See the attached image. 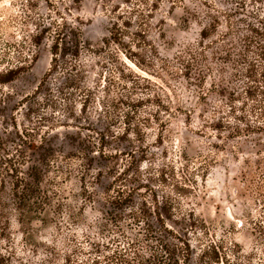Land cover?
Here are the masks:
<instances>
[{"label": "rangeland", "instance_id": "rangeland-1", "mask_svg": "<svg viewBox=\"0 0 264 264\" xmlns=\"http://www.w3.org/2000/svg\"><path fill=\"white\" fill-rule=\"evenodd\" d=\"M129 1L0 0V22L11 21L10 24L16 26L17 22L25 18L23 10L28 9L41 24L39 27L32 25L28 28L26 43L20 36L10 38L4 32H0L1 53L4 50L2 44L11 42L19 45L24 55H37L38 58L29 72L23 74L16 82L2 88L4 92L13 96L9 107L24 97L34 94L40 83L49 76L46 86L55 93L65 81L61 70L57 73L50 72L52 68L50 47L55 35H47L40 47L32 48V39L43 29L56 32L60 26L66 32L65 40L70 47H73L77 41L74 33L83 43L92 46L96 54L86 51L81 54V63L86 66L87 71L86 85L92 88L105 85L106 78L112 71L116 81V86L110 88L109 93L106 94L105 89L99 91L95 89V92L97 98L115 101L114 104L119 106L115 111L112 110L111 116H117L121 122L120 126L110 127V120L104 111L98 106H92L79 122L67 123L68 119L59 114L56 116L62 123L50 129L39 130L37 118L32 117L29 120L28 106L24 108L17 115L19 123L31 131L39 130L34 133L33 140L36 147L23 148L30 160L24 167V171L27 172L31 165H39L44 173L42 187L60 190L67 198L66 202L72 204L76 210L85 207L84 220L86 221L80 222L79 227L70 223L67 215L64 219L62 217L57 219V222H63L62 234L65 237H70L74 233L80 236L83 224L90 223L99 215L100 210H104V189L115 184L114 176L122 173L121 180L124 188L138 203L146 201L154 206L155 200L161 205L166 202H176L181 204L184 210H193L204 222L210 238L208 240L207 235L202 232L199 236L191 235L196 250L193 264H199L201 244L204 242L209 244L211 241L225 248L224 255L229 256L232 262L233 260L235 262V255L239 254L238 256L245 264H248L250 257H254L253 264H264V256L261 253L264 247L253 234L249 222L250 217H253L255 221L264 217V203L261 196L255 193L257 185L264 189V132H242L241 134L236 132V127L244 131L247 126L234 119L229 113L228 105L231 103L228 100V94V98H222L218 94L209 93L207 104L200 105L197 104V97L193 96V93H185L182 102L188 109L192 108L193 113L189 116L179 113L176 117L169 118L165 129L152 121L151 125L144 128L145 142L134 144V149L137 148L135 159L120 156L119 167L116 172L113 171L114 175L108 172L110 166L96 155L98 158L93 174L97 176L98 173L103 172L104 175L99 181L101 183L89 186V190L95 195L97 201L95 204L82 203V198L79 197L82 193V185L77 176L79 161H67V159L83 152L91 140L98 142L104 135L109 137L110 128L115 134L122 136L128 115L134 122L151 118L158 109L152 105L158 95L168 102L166 94L171 95V93L167 90V85L178 88L181 93H184V89L190 85L183 78V66L175 62L178 55H184L186 59H189V56L185 54L188 48L200 49L198 48L201 40L200 32L204 27H209L211 22L209 14L216 15L213 11L214 5L221 12L230 14L233 22L235 4L241 2V0H183L181 3L178 0L174 3L173 0H148L149 5L157 4L159 9L151 13L153 18L149 17L147 26L141 29L139 25L141 19L136 15L137 12H133L137 4L129 3ZM138 4V10L148 13L150 8H144V5L139 2ZM251 6L249 8L256 9ZM117 16L119 19L116 18ZM218 17L222 20V27L218 29L217 34L227 33L225 19L222 15ZM183 18H189L190 24L185 25ZM114 22H118L123 29L122 47L116 44L110 46L104 44V39L109 37V29ZM141 30H145L144 35ZM218 35H215L213 39H217ZM143 37L153 45L152 49L141 50L136 46ZM230 40L233 43V36ZM22 44L26 47L22 48ZM220 46L205 51L206 60L203 63L209 65L214 72L212 79L208 80L207 89L211 88L212 81L219 80L221 68L225 71L222 76L226 78V83L229 88H233L231 80L233 64H224L216 60V52H220ZM28 47H31L32 51L29 52ZM154 48L161 58L174 63L172 67L179 76L171 77L162 69L161 61L153 55L154 53H151ZM152 60L153 64H150ZM68 61L72 62L70 58ZM203 63L202 66L205 67ZM177 104L175 100H172L173 108ZM219 107L224 113L214 114V108L219 109ZM49 113L46 111L45 114L50 116ZM211 125L220 130L210 128ZM2 129L3 126H0V134ZM11 135L14 139L16 138L14 130ZM130 138L136 141L137 136L131 135ZM131 146L129 141L122 143L112 140L109 142L107 151L112 154L127 153L131 150ZM140 146H145L147 150V162L144 164L138 161L143 156L141 149H138ZM49 147L65 157L59 165L63 171L72 168L73 175L70 179H59L60 174L50 172L40 164V155ZM7 181L9 182L7 194L3 196L5 201L11 196L10 180L7 178ZM52 182L54 186L51 185ZM55 203H57L56 200ZM2 220L4 222V219ZM5 221L7 224L6 222L3 224L2 232L6 239L0 240V251L4 254H8L6 251L8 249L15 252L18 259L26 264H46L45 248L47 246H57L60 253L64 250L61 244L63 237L54 224L46 226L41 222H35L33 224L35 240L32 241V245H26L27 238L18 222L17 213L9 210ZM59 262L62 263L60 260Z\"/></svg>", "mask_w": 264, "mask_h": 264}, {"label": "trees", "instance_id": "trees-1", "mask_svg": "<svg viewBox=\"0 0 264 264\" xmlns=\"http://www.w3.org/2000/svg\"><path fill=\"white\" fill-rule=\"evenodd\" d=\"M177 1L173 0L174 3ZM180 1L183 3V0ZM138 2L143 4L144 8H150L148 13L138 10ZM129 3L137 4V8L133 12H137L136 15L141 19L139 23L141 29L147 26L149 17L153 18L151 13L159 9L157 4L149 5L148 0H130ZM250 5L256 9L249 8ZM23 11L25 18L17 22L16 26L11 25V21L0 22V32H4L10 38L20 36L26 43L28 28L32 25L39 27L41 24L28 9ZM213 11L216 12V15L209 14L211 20L209 27H204L200 32L201 40L198 43L200 49L188 48L185 54L189 56V59H186L184 55H178L175 61L183 66V78L191 88L187 86L184 89L185 92L181 93L178 88L167 85V90L172 96L166 94L168 102H165L159 95L157 96V100L152 105L158 109L155 114L151 115V118L134 122L128 115L122 136L115 134L110 128V138L108 135H104L98 142L91 140L83 152L67 159V161H79L77 176L82 185V193L79 195L82 198V203L95 204L97 201L95 195L89 190V186L101 183L99 181L104 175L103 172L98 173L97 176L93 174L98 158L96 155H99L100 160L110 166L108 172L114 175L119 167L120 156L135 159L137 148L134 149V144L145 142L144 128L151 125L152 121L165 129L169 118H174L179 113L187 116L193 113V109H188L182 102L185 93H193V96L197 97V104L200 105L207 104L209 93L218 94L222 98H228V94V100L231 103L228 105L229 113L233 115L234 119L247 126L244 131L236 127V132L240 134L242 132H264V0H250V2L241 0L236 3L235 10H233V22L230 14L221 12L215 5ZM218 15H222L225 19L228 30L227 33L221 35L217 34L218 29L222 27V20ZM59 16L63 18L61 14ZM116 18L119 19V16ZM183 22L185 25L190 24L189 18H183ZM55 24L58 25L57 22ZM142 33L144 35L145 30ZM47 35H55L50 47L52 54L50 72L57 73L61 70L65 77V81L57 88V93L46 86L49 76L40 83L34 94L24 97L9 107L13 96L4 92L2 88L16 82L23 74L29 72L32 64L38 58L37 55H24L19 45L11 42H4L2 44L4 50L2 53L0 52V126H3L2 134H0V240L6 239L2 232L3 224L5 222L7 224L5 221L7 212L13 210L17 213L18 222L27 238L26 245H32V241L35 240L33 227L35 222H41L46 226L54 224L58 233L62 235L61 244L64 250L60 253L57 246H47L45 248L46 264H60L59 260L62 261L61 264H193L196 250L191 235L199 236L202 232L207 235L208 240L210 238L204 222L193 210H184L181 204H176V202H166L161 205L155 200L154 206L146 201L138 203L134 196L124 188L121 180L122 173L114 176L115 184L105 187L103 192L104 210H100L99 215L90 223L83 224L81 235L74 233L70 237H65L62 234L64 231L63 222H57V219L61 217L64 219L67 215L69 222L78 226L80 222L86 221L84 220L85 207L76 210L72 204L66 202L67 198L62 195L60 190L42 187L44 173L39 165H31L25 172L24 167L30 160L23 148L34 149L36 147L33 140L35 139L34 133L40 129H50L52 126L56 127L62 123L56 116L59 114L68 119L67 123L70 121L79 122L82 116L87 115L90 107L98 106L110 120V127L120 126L121 122L116 115L111 116L112 110L115 111L119 108L114 104L115 101L101 100L96 97L97 93L95 92V89L96 91L105 89L104 92L107 94L110 88L116 86L114 72H109L105 85H100L98 88L86 85L87 71L86 66L81 63V54L85 51L96 54L92 46L83 43L80 37L74 33L77 41L73 47H70L65 40L66 32L58 26L56 32L47 29L41 30V33L32 39V48L40 47ZM215 35L218 37L214 40ZM232 36L233 43L230 42ZM122 37H124L123 29L118 22H114L112 28L109 29V37L104 39V44L106 46L116 44L122 47ZM23 45L22 48H25L26 46ZM218 45L221 46L220 52H216V60L224 64H233L231 77L233 88H229L226 78L222 76L225 73L223 68L219 72L221 74L219 80L212 81L210 89L206 88L208 80L212 79L214 72L209 65L203 63L206 60L205 51ZM136 46L141 50L153 48V45L149 44L145 37ZM32 48L28 47L29 52L32 51ZM151 53H154L153 55L161 61L162 69L168 72L171 77L179 76L172 67L173 62L161 58L155 48L154 51L151 50ZM69 58L71 63L68 61ZM149 63L153 64V60ZM202 63L206 66L203 67ZM136 64L138 65V62ZM172 100L178 103L175 108L171 106ZM27 106L29 110L27 118L31 120L32 117H36L40 125L39 130L31 131L19 123L17 115ZM78 109L79 113H77ZM214 109V114L224 113L220 107ZM46 111L50 112V116L45 114ZM210 128L220 130L212 125ZM13 130L16 132L15 139L11 135ZM131 135L137 136L136 141L130 138ZM112 140L122 143L129 141L132 145L131 150L127 153H110L107 149ZM138 149H141L143 153L138 161L140 164H144L147 162L146 147L140 146ZM64 160L65 157L52 147L40 155L41 165H44L50 172L60 174L59 179L68 180L73 175V171L72 168H69L68 171L61 170L59 164ZM7 178L10 180L11 196L9 200L5 201L3 196L7 194V184L9 183ZM51 185L54 186V182ZM255 193L261 196L264 203L263 187L255 186ZM59 199L60 203H58ZM249 222L253 234L264 247V217L258 221L250 217ZM201 245L199 264H245L243 259L238 256L239 254L235 255V262L234 260L230 261V257L224 255L225 248L213 241L209 244L204 242ZM262 249L261 253L264 256V248ZM6 251L8 254L0 251V264H26L23 260L18 259L15 252L8 251V249ZM253 260L254 257H250L248 264H253Z\"/></svg>", "mask_w": 264, "mask_h": 264}]
</instances>
